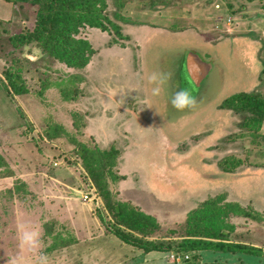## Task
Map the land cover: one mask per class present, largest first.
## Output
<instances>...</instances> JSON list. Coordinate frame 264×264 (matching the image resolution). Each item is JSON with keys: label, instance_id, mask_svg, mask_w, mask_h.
I'll list each match as a JSON object with an SVG mask.
<instances>
[{"label": "rangeland", "instance_id": "1", "mask_svg": "<svg viewBox=\"0 0 264 264\" xmlns=\"http://www.w3.org/2000/svg\"><path fill=\"white\" fill-rule=\"evenodd\" d=\"M106 2L119 30L78 27L73 36L94 54L76 69L38 40L11 43L33 29L36 6L0 0L10 20L0 27V264L41 255L46 264H264L263 255L178 245L264 252V118L253 125L233 108L238 94L264 100V0ZM189 52L209 64L198 89L183 70ZM6 70L24 88L11 97ZM152 73L163 77L157 96ZM180 88L194 108L172 107ZM117 208L129 214L116 219ZM98 213L125 216L136 230H123L170 248L126 243ZM21 224L38 227L35 251L21 246Z\"/></svg>", "mask_w": 264, "mask_h": 264}, {"label": "trees", "instance_id": "2", "mask_svg": "<svg viewBox=\"0 0 264 264\" xmlns=\"http://www.w3.org/2000/svg\"><path fill=\"white\" fill-rule=\"evenodd\" d=\"M18 3L19 7L25 5L36 6L35 19L33 21V29L21 28L19 33H11L8 37L11 43L22 45L24 40H38L41 47L49 56H53L58 61L68 67L82 69L89 55L94 54L91 46L82 39L73 36L77 32L78 27L88 26L101 31H109L113 28L115 32L119 30V26L110 21L107 15L108 4L106 0H12ZM10 24V20L0 18V27L5 31V25ZM7 29V28H6ZM34 39V40H33ZM184 70V69H183ZM185 72V71H184ZM5 82L1 83L6 94L11 97L14 92L23 91L19 83V76L12 70L4 72ZM236 98L241 101L242 106L233 107L236 111L244 116V119L253 125L260 126L264 118V100L255 94H238ZM246 109V110H245ZM126 205V204H125ZM126 209V207H124ZM123 211V212H122ZM119 208L115 210V217L121 214L128 215L124 210ZM114 215V213H113ZM98 218L105 229L114 234L117 238L124 240L126 243L141 247L145 250H163L170 248L164 246L163 243H154L134 236L123 230L125 226L136 230L133 225L134 221L126 222L127 217H123V223H112L107 221L104 214L98 213ZM120 222V219L117 220ZM126 222V223H125ZM133 225V226H132ZM126 228V227H125ZM130 229V228H129ZM134 232V231H133ZM141 236V235H140ZM179 247L189 250H216L229 252H243L254 255H263L264 252L257 247L231 243L226 241H212L202 239H184L180 242Z\"/></svg>", "mask_w": 264, "mask_h": 264}, {"label": "clouds", "instance_id": "3", "mask_svg": "<svg viewBox=\"0 0 264 264\" xmlns=\"http://www.w3.org/2000/svg\"><path fill=\"white\" fill-rule=\"evenodd\" d=\"M148 83L154 85L151 88V94L157 96L160 94L159 85L163 82V77L158 73H152L147 77ZM172 107L177 110L192 109L196 105V99L188 89L180 88L173 93L170 98ZM20 228V243L21 246L27 247L35 251L40 244V232L38 227L21 224ZM39 264H46V257H39Z\"/></svg>", "mask_w": 264, "mask_h": 264}, {"label": "water", "instance_id": "4", "mask_svg": "<svg viewBox=\"0 0 264 264\" xmlns=\"http://www.w3.org/2000/svg\"><path fill=\"white\" fill-rule=\"evenodd\" d=\"M183 66L187 76L198 89L201 81L208 74L209 64L200 60L196 54L189 52L183 59Z\"/></svg>", "mask_w": 264, "mask_h": 264}, {"label": "built area", "instance_id": "5", "mask_svg": "<svg viewBox=\"0 0 264 264\" xmlns=\"http://www.w3.org/2000/svg\"><path fill=\"white\" fill-rule=\"evenodd\" d=\"M84 196H85V197H87V195H86V194H85Z\"/></svg>", "mask_w": 264, "mask_h": 264}]
</instances>
